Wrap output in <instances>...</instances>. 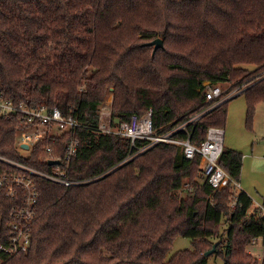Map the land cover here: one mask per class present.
Listing matches in <instances>:
<instances>
[{"label": "trees", "instance_id": "16d2710c", "mask_svg": "<svg viewBox=\"0 0 264 264\" xmlns=\"http://www.w3.org/2000/svg\"><path fill=\"white\" fill-rule=\"evenodd\" d=\"M157 37L164 46L154 50L149 42ZM262 76L264 0H0V92L17 103L58 106L87 125L46 137L23 156L17 133L28 124L0 117V155L42 170L79 137L68 176L84 180L65 186L38 177L30 246L0 264H209L212 255L224 264H257L247 249L264 234V216L258 208L249 215L252 197L236 193L241 152L224 148L219 163L230 178L214 188L201 154L188 158L179 144L161 142L126 160L147 140L132 148L129 137L97 127L112 92L114 126L152 110L162 134L212 104L206 82L238 88L255 80L241 93L252 127L264 101ZM228 101L187 126L194 144L210 126L225 127ZM14 203L2 200L0 244L9 241ZM178 236L194 248L169 257Z\"/></svg>", "mask_w": 264, "mask_h": 264}, {"label": "built area", "instance_id": "2783aa9c", "mask_svg": "<svg viewBox=\"0 0 264 264\" xmlns=\"http://www.w3.org/2000/svg\"><path fill=\"white\" fill-rule=\"evenodd\" d=\"M255 82L254 80L228 93H226V89H223L222 83L224 82H218L216 84L206 82V102H211L212 104L189 120L162 134L155 132L153 129L152 110L143 116L133 114L129 120L122 121L117 126H114L112 123L111 100L109 103L110 110H108L105 118L103 117V109L107 107L104 105L101 107L100 122L97 129L102 132L117 133L129 137L132 148L136 147L137 139L147 140L145 145L139 147L134 153H130L126 160L134 158L137 154L161 142L179 144L183 147L184 153L188 158H193L199 153L205 159L203 168L205 180L214 188H218L226 179L230 178L228 172L219 163L225 148V128L221 126H210L206 138L199 144H194L191 141L192 132L187 130V126L190 123H196L201 115L212 110L224 101L237 94H241ZM0 117H17L22 122L28 124L21 129L24 132V137L18 141L19 148L28 150L27 154L21 152L23 156H28L34 145L46 137H57L79 126H87L72 114L69 116L64 115L58 106L50 108L47 104L33 106L26 102L17 103L14 99L5 98L2 92H0ZM178 131H186L188 138L180 140L174 137V134ZM25 143L28 144V148L22 146ZM79 144L80 138L72 137L67 144L65 157L59 159L60 163L52 164V168L49 171L0 155V161L11 167L10 169H0V207L2 200L5 198L12 199L15 202L9 209V215L11 217L9 241L0 244V263L4 261L5 256L12 257L21 251H27L30 246L31 230L37 216L38 202L40 199V192L36 180L38 177L65 186L79 184L84 181L74 180L68 176L71 160L78 154ZM48 149L50 150V148ZM53 159L56 158H47V161L49 162ZM235 184L240 187L239 182L235 181ZM184 185L186 191L193 189L190 182H185ZM236 193L238 192L236 191ZM237 204L238 195H236L232 205L236 206ZM255 208L260 209V212L264 216V205L259 202L253 204L249 210V215ZM254 247L258 249L257 255L253 253ZM248 253L258 259L257 264H264V234L252 238Z\"/></svg>", "mask_w": 264, "mask_h": 264}, {"label": "rangeland", "instance_id": "374dc122", "mask_svg": "<svg viewBox=\"0 0 264 264\" xmlns=\"http://www.w3.org/2000/svg\"><path fill=\"white\" fill-rule=\"evenodd\" d=\"M254 66H252L253 68ZM222 83V82H221ZM227 92L234 90L230 83H222ZM114 99V93L108 94L104 106L110 110L109 103ZM106 104V105H105ZM248 107L245 95L233 99L228 103V115L225 123V148L233 149L243 154V167L240 175L242 187L236 186V191H246L253 199L264 205V101L256 105L252 127L248 125ZM24 132L17 133L18 141L22 140ZM20 152L27 154L28 150L19 148ZM243 189V190H242ZM227 225L225 223L223 228ZM194 246L189 237L178 236L169 251V257L179 250H193ZM249 249V247H248ZM247 249V250H248ZM254 255L258 249L253 248ZM209 264H224L220 255L208 258Z\"/></svg>", "mask_w": 264, "mask_h": 264}, {"label": "water", "instance_id": "95a60500", "mask_svg": "<svg viewBox=\"0 0 264 264\" xmlns=\"http://www.w3.org/2000/svg\"><path fill=\"white\" fill-rule=\"evenodd\" d=\"M149 44L153 45L154 46V50H156L157 48L164 46V41H163V39L161 37H157V38L153 39L152 41H150ZM22 146L25 147V148H28V144L27 143L23 144ZM50 163L51 164H57V163H60V160L59 159L58 160L57 159H53V160L50 161ZM216 248H217V243H215L213 245L212 249L206 251L205 255H210V254L214 253Z\"/></svg>", "mask_w": 264, "mask_h": 264}, {"label": "crops", "instance_id": "0c3cea01", "mask_svg": "<svg viewBox=\"0 0 264 264\" xmlns=\"http://www.w3.org/2000/svg\"><path fill=\"white\" fill-rule=\"evenodd\" d=\"M241 95H244V94H237V95H235L234 97H232V98H230V99H228L229 101L228 102H230V101H232L233 99H235V98H238L239 96H241ZM239 183H240V187H242V183H241V181H239ZM243 190V189H242ZM246 192V191H245Z\"/></svg>", "mask_w": 264, "mask_h": 264}, {"label": "bare ground", "instance_id": "6f19581e", "mask_svg": "<svg viewBox=\"0 0 264 264\" xmlns=\"http://www.w3.org/2000/svg\"><path fill=\"white\" fill-rule=\"evenodd\" d=\"M108 114V109H103V117L105 118L106 117V115Z\"/></svg>", "mask_w": 264, "mask_h": 264}]
</instances>
